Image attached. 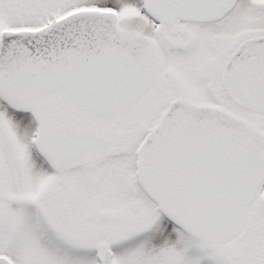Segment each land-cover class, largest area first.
Masks as SVG:
<instances>
[{
    "label": "snow or ice",
    "instance_id": "snow-or-ice-1",
    "mask_svg": "<svg viewBox=\"0 0 264 264\" xmlns=\"http://www.w3.org/2000/svg\"><path fill=\"white\" fill-rule=\"evenodd\" d=\"M0 264H264V0H0Z\"/></svg>",
    "mask_w": 264,
    "mask_h": 264
}]
</instances>
